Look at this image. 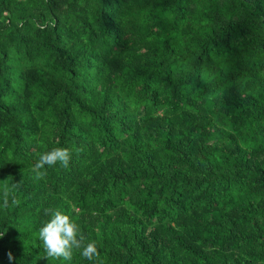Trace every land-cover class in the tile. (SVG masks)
I'll use <instances>...</instances> for the list:
<instances>
[{"label":"trees","instance_id":"obj_1","mask_svg":"<svg viewBox=\"0 0 264 264\" xmlns=\"http://www.w3.org/2000/svg\"><path fill=\"white\" fill-rule=\"evenodd\" d=\"M4 180L0 264H93L45 257L49 207L101 264H264V0H0Z\"/></svg>","mask_w":264,"mask_h":264},{"label":"clouds","instance_id":"obj_2","mask_svg":"<svg viewBox=\"0 0 264 264\" xmlns=\"http://www.w3.org/2000/svg\"><path fill=\"white\" fill-rule=\"evenodd\" d=\"M73 151L79 152L81 149H70L68 147H53L50 150L37 152L36 161L32 167L33 179L42 180L47 176V168L59 165L60 168L67 169L73 158ZM9 179V178H8ZM0 189V198L3 200V206H17L20 201L16 198L13 189L18 184H13L11 188L7 181ZM44 213L49 219L39 228L38 239L45 252V257L49 260L71 261L73 252L78 251L86 260L92 261L93 264H101L100 252L94 240H89L81 232L77 223L72 218L61 211L59 208H46ZM4 235L0 232V237ZM9 264H15V256L9 250L7 253Z\"/></svg>","mask_w":264,"mask_h":264}]
</instances>
